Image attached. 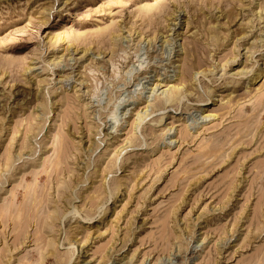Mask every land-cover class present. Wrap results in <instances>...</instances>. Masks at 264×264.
Listing matches in <instances>:
<instances>
[{"label": "rangeland", "instance_id": "obj_1", "mask_svg": "<svg viewBox=\"0 0 264 264\" xmlns=\"http://www.w3.org/2000/svg\"><path fill=\"white\" fill-rule=\"evenodd\" d=\"M0 264H264V0H0Z\"/></svg>", "mask_w": 264, "mask_h": 264}, {"label": "bare ground", "instance_id": "obj_2", "mask_svg": "<svg viewBox=\"0 0 264 264\" xmlns=\"http://www.w3.org/2000/svg\"><path fill=\"white\" fill-rule=\"evenodd\" d=\"M234 59H235V58H234ZM176 91H177V90H176ZM176 91H175V92H176ZM176 94H177V92L175 93V96H176ZM172 97H173V96H172ZM173 99H175V98H173ZM87 219H88V218H87ZM89 219H92V218H89ZM44 247H45V246H44ZM45 249H46V248H45ZM47 262H48V261H47Z\"/></svg>", "mask_w": 264, "mask_h": 264}]
</instances>
